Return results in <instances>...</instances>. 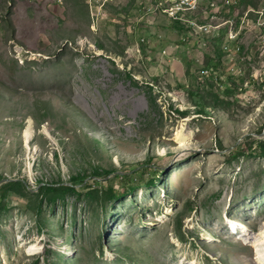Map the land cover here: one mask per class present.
<instances>
[{
	"label": "rangeland",
	"instance_id": "1",
	"mask_svg": "<svg viewBox=\"0 0 264 264\" xmlns=\"http://www.w3.org/2000/svg\"><path fill=\"white\" fill-rule=\"evenodd\" d=\"M163 4L0 0V264H261L264 0H205L207 37Z\"/></svg>",
	"mask_w": 264,
	"mask_h": 264
},
{
	"label": "bare ground",
	"instance_id": "2",
	"mask_svg": "<svg viewBox=\"0 0 264 264\" xmlns=\"http://www.w3.org/2000/svg\"><path fill=\"white\" fill-rule=\"evenodd\" d=\"M156 1H157V3H160V4L164 3L162 5V7L168 5V0H156ZM180 15H190V7H181L180 8ZM186 25H188L189 27H191L193 29H197V35H205V33L209 32V29L206 27L207 25L206 26H200V25H198L197 22H195L194 20H191L190 18H186ZM198 27H202V28H198ZM100 66L101 65L97 64L96 67L99 68ZM60 70H62V69H60ZM66 70H68V69H66ZM64 73H65V69H64V72L62 75L63 77L61 76V73L56 74L58 76H61L59 81H55L56 84H60L66 78L68 79V77L66 75H69L70 72L66 71L67 74H64ZM106 82H108V78H107V76L104 75V77L101 79V81H99V83H106ZM88 93L89 92H86V91H81V92L77 93L75 100H76L78 105H80L82 107H86L85 99L88 101V103L94 102V100H92L89 97ZM133 98H134V95L130 91H128L127 88H125V87L123 89L122 88H114L111 91L110 98H108L109 99L108 108L110 109V112H112V113L117 110L123 114H127V116H130L131 114H139L142 112V105H141L142 103L138 104ZM90 109H91L90 111H92L93 114H96V116H98L100 120L102 118H105V113L102 112L101 114H99V113L97 114L93 111L92 107H90ZM120 130H121V132L124 133L122 128H120ZM26 143L30 144V138L28 135H26ZM236 230H238V229L236 228V226H234L233 227V234H237ZM238 235H239V233H238ZM235 236H237V235H235ZM239 238L244 239L245 237L239 236ZM255 248L257 250V259L259 260L258 263L264 264V230H261L259 232V234L257 235ZM260 251L263 252L262 255H260L261 254Z\"/></svg>",
	"mask_w": 264,
	"mask_h": 264
},
{
	"label": "built area",
	"instance_id": "3",
	"mask_svg": "<svg viewBox=\"0 0 264 264\" xmlns=\"http://www.w3.org/2000/svg\"><path fill=\"white\" fill-rule=\"evenodd\" d=\"M205 0H168V5L163 7H156V13H160L162 16H165L168 20H170L173 24L178 25L182 27L183 29L187 30V34L191 36L196 37H207L210 34L205 33V35H197V29H190L186 28V18H197L200 16V13L203 11V5ZM229 3V1H228ZM181 7H190V15H180V8ZM206 8H212L213 13L217 14L219 11L217 7V4L213 1L209 2V5ZM213 16V15H210ZM235 23L233 24V27L230 29H233V37H228V40H235V38L238 36L235 31ZM202 28V27H198ZM183 41L185 42L186 39L184 38ZM209 75V68L205 69L202 72V76L205 78V76Z\"/></svg>",
	"mask_w": 264,
	"mask_h": 264
},
{
	"label": "trees",
	"instance_id": "4",
	"mask_svg": "<svg viewBox=\"0 0 264 264\" xmlns=\"http://www.w3.org/2000/svg\"><path fill=\"white\" fill-rule=\"evenodd\" d=\"M192 29V28H191ZM196 103L198 105L199 108H201L203 111H205V107L202 104V101L200 98H198V100H196ZM260 147V156L264 158V142L259 144ZM1 182V181H0ZM81 184H84L85 182V178L80 180ZM22 185L23 183L20 181H9L7 183H4L0 186V208L2 207V204L5 200V198L7 197V195L11 192L15 191V187L17 185ZM75 186H78V184H76ZM43 187L47 188L51 193L53 194H57L59 192H62L66 189H70L71 187L68 186H64L63 184L60 183H55V184H44Z\"/></svg>",
	"mask_w": 264,
	"mask_h": 264
},
{
	"label": "water",
	"instance_id": "5",
	"mask_svg": "<svg viewBox=\"0 0 264 264\" xmlns=\"http://www.w3.org/2000/svg\"><path fill=\"white\" fill-rule=\"evenodd\" d=\"M1 183L3 184V181H1L0 184H1Z\"/></svg>",
	"mask_w": 264,
	"mask_h": 264
}]
</instances>
